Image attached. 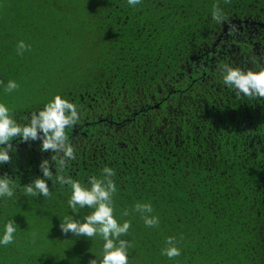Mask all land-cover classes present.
Listing matches in <instances>:
<instances>
[{
	"label": "trees",
	"instance_id": "trees-1",
	"mask_svg": "<svg viewBox=\"0 0 264 264\" xmlns=\"http://www.w3.org/2000/svg\"><path fill=\"white\" fill-rule=\"evenodd\" d=\"M214 5L222 24L212 19ZM52 9L56 19L48 18L43 45L30 46L48 76L43 104L75 96L107 122L100 127L106 134L90 142L65 129L73 146L79 138L85 150L98 151L86 161L75 150L77 165L67 161L62 174L90 187L89 177L114 169V217L131 222L121 237L131 244L128 264H264V100L237 96L223 84L222 46L204 59L226 26L264 19V0H142L135 7L127 0H53ZM21 148L0 164V177L14 181V196L0 197V236L9 220L16 223L13 242L0 245V264L102 258L99 235L59 228L66 219L83 222L93 209L69 208L71 189L56 182L55 162L46 180L51 196L24 194L26 184L43 178L39 164L51 156L35 149L32 158ZM137 202L152 205L158 226L146 227L131 211ZM169 237L179 257L162 254Z\"/></svg>",
	"mask_w": 264,
	"mask_h": 264
},
{
	"label": "clouds",
	"instance_id": "clouds-1",
	"mask_svg": "<svg viewBox=\"0 0 264 264\" xmlns=\"http://www.w3.org/2000/svg\"><path fill=\"white\" fill-rule=\"evenodd\" d=\"M142 0H127L129 6L135 7ZM227 2V0H226ZM212 19L217 24L225 21V16L218 5L213 6L211 13ZM234 28V25L231 26ZM29 49L23 41L17 44V54L22 55ZM222 82L225 86L232 89L237 96H243L248 99H264V66L258 71L242 70L239 67H232L224 64L222 67ZM0 83H3L0 81ZM19 85L9 80L5 85V92L10 93L17 89ZM80 121V114L77 106L55 95L42 110L38 113H30L28 123L19 124L10 113V109L3 103H0V164L11 163V153L15 148L11 141L20 138V141L28 142L40 140V151H51L54 155L51 160L55 162L56 182L60 185H68L71 194L67 200L69 208L75 212L77 208L88 207L93 211L84 217L83 222L74 219H66L59 224L62 233H72L73 236H83L92 238L99 235L103 239L102 258H94L88 261V264H128V248L131 244L128 240L121 239L127 235L131 227V222L124 220L119 223L114 217L113 196L117 192L116 184L113 180L116 173L114 169L105 166L101 172V177L91 176L88 178L86 187L78 180H73L71 176L63 175V171L69 160H75V148L69 142L65 129L74 127ZM52 165L49 159L42 160L39 164L43 178H35L24 187L26 196L37 197L51 196L50 188L46 180L53 177L50 170ZM14 196V181L7 176L0 177V197L12 198ZM132 212L139 213L146 227H156L159 225V218L151 215L153 207L150 203L137 202L132 207ZM123 216H128L129 211L125 210ZM16 232V223L9 220L4 225L3 235L0 236V245L7 246L13 242ZM168 245L162 249V254L169 259L179 257L180 249L176 246L173 237L166 240Z\"/></svg>",
	"mask_w": 264,
	"mask_h": 264
},
{
	"label": "rangeland",
	"instance_id": "rangeland-1",
	"mask_svg": "<svg viewBox=\"0 0 264 264\" xmlns=\"http://www.w3.org/2000/svg\"><path fill=\"white\" fill-rule=\"evenodd\" d=\"M52 2L0 0V81L3 82L0 83V103L5 104L12 115L47 102L44 82L48 76L39 66L40 55L33 56L30 46L43 45L46 29L52 24L48 18L56 19ZM19 41L29 45V52L17 54ZM9 80L19 87L6 93L5 85Z\"/></svg>",
	"mask_w": 264,
	"mask_h": 264
},
{
	"label": "flooded vegetation",
	"instance_id": "flooded-vegetation-1",
	"mask_svg": "<svg viewBox=\"0 0 264 264\" xmlns=\"http://www.w3.org/2000/svg\"><path fill=\"white\" fill-rule=\"evenodd\" d=\"M242 22L244 23L242 24ZM239 23L240 24H233L234 28L231 27L232 25L225 27L224 32L221 34V38L218 40V42L212 48L208 49L206 53H204V59L209 61V52L214 53V47L218 45L222 46V48L228 53V58L224 59V63L227 61V64L241 65L245 71L249 69L252 71H258L261 66H264V19L256 18V21H251V19H243L239 20ZM205 50H207V48H205ZM64 99L74 103L77 106L78 112L80 114V121L73 127L76 131L75 135H77L76 133L80 132L83 135V138L90 142V138H94L96 136L100 138L106 134L107 128L105 130L100 129V127L106 125L107 123L105 120L106 118H103V112H100L98 113V116H95L91 105L82 101V99L80 100V103L76 102L75 96L72 97L71 95H67L64 97ZM43 107H36L32 112H29L28 114L21 116L20 119L15 120L19 124L24 125L28 123L30 113H38L43 109ZM72 138L73 137L70 139ZM73 140L77 144L74 146V148L77 151L81 150L80 153H82V155L80 156L82 158H86V161L97 159L96 153L98 148L96 146H94L93 149L89 147L87 150H85V144H83L84 142H82L79 138H75ZM11 143L15 149L22 147L21 149L25 150L27 147L29 150L28 156L33 158L34 156L32 153L35 152V149L40 150L41 141L33 140L23 142L20 141V138H16L15 140L11 141ZM47 152H49L50 156L54 155V153L51 151ZM47 152L44 153V157H47ZM51 161L52 160L50 159L49 162L51 163ZM73 161H75V164L77 165L79 157L76 156L75 160H71V165H73ZM52 163L54 162L52 161Z\"/></svg>",
	"mask_w": 264,
	"mask_h": 264
}]
</instances>
